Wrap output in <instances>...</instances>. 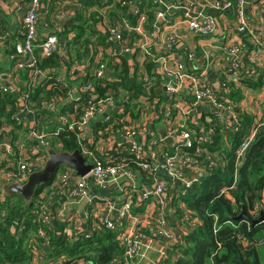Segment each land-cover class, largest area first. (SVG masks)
<instances>
[{
    "label": "built area",
    "instance_id": "1",
    "mask_svg": "<svg viewBox=\"0 0 264 264\" xmlns=\"http://www.w3.org/2000/svg\"><path fill=\"white\" fill-rule=\"evenodd\" d=\"M88 1L90 4L84 11L95 12L102 16L94 26L101 28L106 37L115 39L117 53L132 56L136 55L138 50L141 51L139 56L141 66L138 74L143 95H150L151 91L156 93L158 89L161 90L162 96L156 94L157 96L152 95L153 97L146 100H140L142 97L140 96L138 100L141 107H135L136 115H132L124 110L125 103L130 100L127 91L106 88L100 94L93 83L84 81L86 77L108 78L105 71L106 63L109 61L114 66L119 62L112 46L104 48L105 55L113 54L110 59H102L103 51H100L89 67L77 62L69 63L66 40L61 34L64 32L65 20L74 16L84 0H63L61 6L53 10L43 6L42 0H20L16 3V10L22 13L19 29L22 39L15 41V53L9 56L10 59L18 62L14 64L15 71L3 77L0 83V93L10 94L15 101L11 118L20 127L15 128L13 124L4 122L0 117V198L4 195L3 185H23L32 172L40 170L47 159L46 149L51 147L49 137L34 127L39 123V118L36 116L38 107H34L30 102L29 89L34 86L50 89L52 83L48 82L49 79L63 85L68 83L70 88L66 92V98L55 101L42 99L39 104L42 109L54 113L50 121L55 127L52 131L53 135H58L64 130L76 134L80 142V150L92 164V168L85 176H79L70 166L59 168L51 181L44 185L45 187L41 186L36 194V205L32 212L49 230H53L55 221L63 223L65 227L62 231L69 237L73 235L90 237L94 231L104 228L115 231L122 254L113 257L111 264H139L140 259L151 247L152 241L173 238L167 214L171 213L170 211L176 214V209L171 204L178 194L184 193L186 188L207 176L211 170L226 164L224 155L210 149V145L214 142L213 118L222 124L221 130L235 131L240 126L241 112H237L236 108L238 107L242 112L244 110L240 108L241 100L234 102L230 99L229 83L241 88L240 79L248 76L247 68L242 66L246 48L244 42H236L225 47L226 65L221 71L222 77L219 83L213 86L205 77L192 74L181 59L175 58L167 66L165 57H156L150 52L151 45L155 43L153 40L158 34L160 20L171 27L184 24L186 30L194 36L214 34L222 30V24L216 17L195 12L194 1L152 0L153 4L160 2L166 8L155 9V16L150 23L146 21L149 8L140 9L139 0ZM213 5L219 10L232 9L235 13L237 32L240 34L247 32L244 0H214ZM173 8H181L183 12L178 20L171 22L168 13ZM109 12L119 15L120 25H111ZM130 13L133 15V23L127 17ZM41 14L49 15V21L46 23L48 32L46 31L44 36L39 32L38 21ZM1 24L0 18V29ZM123 31L133 32L137 38L131 42L124 38ZM58 33L62 36L61 40ZM68 36H72V33H68ZM175 38L176 33L171 32L164 37L161 44L163 43L165 49L171 50L170 43ZM4 44L6 39L0 34V47ZM36 48L44 56L58 54L59 65L68 66L69 79L73 82L70 83L69 79L60 74L53 78L51 74L38 68L35 59ZM195 55L194 50H189L187 53L189 59ZM150 59L156 62L162 61L160 67L155 68V74H150L143 68V63ZM49 73L54 72L49 71ZM22 87L25 89H21ZM135 101L131 100L133 103ZM72 102L71 106H67ZM200 105H208L209 109L200 112L198 111ZM138 108L139 111H135ZM209 110H212V114ZM115 113L120 116H114ZM248 114L252 117L249 133L233 150L236 167L242 163L256 133L264 128V111ZM98 116H102L100 124H105V128L99 129L97 135L100 139H104V134L109 133L113 139L110 143L106 140V145L101 144L100 150L129 143L130 146L125 147L132 155L135 167L125 165L124 158L115 162V158L107 156L101 159L93 154L90 149L93 141L91 143L88 141L87 133L90 132L91 123H94ZM157 122L164 126V134L162 137H153L149 148L143 147L139 139L150 133V128ZM115 134L119 136L117 141L114 139ZM166 141H169L168 144ZM84 142L90 145L87 146ZM135 173H146L150 178L151 186L148 191L134 199V194L123 189L125 197L121 202H115L107 197L89 198L85 217L90 223L87 226L82 227L79 223L80 212L68 215L64 211L65 205L77 203L87 197L89 187L92 185L104 190L109 185L118 183L120 178L125 182L133 183ZM188 173L192 175L191 178ZM175 181L182 182L183 187L177 189L173 197L168 199L167 188ZM149 198L152 199L154 209H149L146 205L144 212L134 210V207L138 208ZM259 207L260 204L255 203L253 213H257ZM111 213H114L115 218L109 217ZM189 214V211L184 210L182 221L187 222ZM174 219L177 222L176 216ZM186 222L179 225L181 236L188 231ZM11 231L15 233L14 227ZM37 234L45 236L44 229L37 228ZM30 245L34 254L30 262L16 264H65L64 255L45 261L32 239Z\"/></svg>",
    "mask_w": 264,
    "mask_h": 264
},
{
    "label": "trees",
    "instance_id": "2",
    "mask_svg": "<svg viewBox=\"0 0 264 264\" xmlns=\"http://www.w3.org/2000/svg\"><path fill=\"white\" fill-rule=\"evenodd\" d=\"M56 2L50 0L51 10L55 9ZM89 4V1L81 2L74 16L64 22L62 36L66 40L65 46L70 56L69 63L77 62L89 67L100 51H103L102 59H110L113 54L105 55L104 48L112 46L114 55L118 57L119 62L114 66L109 61L106 63L111 73L108 78L111 79L86 77L84 81L93 83L96 91L100 94L106 88L127 91L131 98L125 103L124 110L136 115L134 108L141 105L140 100L150 99L152 95H157L153 91L150 92V95H143L139 74L136 71H130L126 55L117 53L115 44L105 36L103 30L92 29L93 24H97L102 16L95 12H85L84 10ZM138 7L150 9L147 11V23H150L155 16V9L166 8L160 2L153 4L152 0H139ZM127 17L133 23V15L130 13ZM108 18L112 26L121 24L117 13L109 12ZM48 21L47 17L46 23ZM68 33H72V36H68ZM122 33L124 38L131 42L137 38L133 32L123 31ZM59 35L60 33H58ZM7 51L10 55L15 53L12 45ZM35 59L38 68L51 74L50 76L53 78L57 76V73H49V71L56 70L60 60L58 54L52 53L44 56L36 48ZM143 68L148 73L155 74L156 69L149 61L143 63ZM48 82L52 83L50 89L46 90L41 86L29 89V100L34 104V107H38L36 116L39 118V123L34 127L49 137L51 147L56 150L71 152L80 149V142L74 132L64 130L58 135L52 134L55 127L50 124V121L54 117V113L42 109L39 104L42 99L55 101L66 98L70 84L63 85L53 79H49ZM240 83L243 87L258 88L262 83V75H258L257 78L246 76L240 79ZM229 86L230 99L234 102L241 100L240 88L235 87L232 83H229ZM28 87L26 86V88ZM140 96L142 97L140 98ZM133 99L136 100L135 103L131 102ZM72 104L73 102L67 106ZM14 108L13 97L10 94L0 93V117L4 122L19 128L20 125H17L11 118ZM139 108L135 111H139ZM236 110L241 112V121L235 131L233 129L221 130L222 124L213 118L215 131L212 133V138L214 142L210 145V149L224 155L226 164L211 170L207 176L192 183L185 193H179L174 199L176 205H183L190 213L187 222L182 221L184 217L182 206L177 207L175 214L178 225L186 222L188 231L177 242L169 245L170 253L165 259L172 258L173 260L168 261L167 259L163 264H264V221L254 223L247 217L236 218L243 208L250 217H258L260 212L264 214V206H262L264 204L262 203L264 128L256 133L242 163L236 167L233 150L241 139L248 135L252 124V117L248 113L240 111L238 107ZM115 115L120 116L117 113ZM104 125L91 123L90 131L94 133L99 129L103 130ZM95 135L97 134L94 133ZM88 141L91 143L93 140L90 138ZM84 144L90 145L88 142H84ZM90 149L98 158L105 159L109 156L115 158V162L124 158L125 165L131 168L135 167L132 161L133 157L124 144L110 147L108 150H97L91 145ZM41 186L37 188L32 198V205H29L18 194L6 195L4 193L0 198V264L30 262L34 255L30 245L31 239L36 243L35 247L45 261L64 255L65 264H72L74 261H77V264H111L113 257L122 254V248L118 244L115 231L104 228L94 231L90 237L80 235L69 237L63 233L65 225L61 222L55 221L53 230L42 225L32 212L36 205V194ZM255 203L260 204L257 213L252 211ZM12 227H14L15 233L11 231ZM39 227L44 229L45 236L37 234Z\"/></svg>",
    "mask_w": 264,
    "mask_h": 264
},
{
    "label": "crops",
    "instance_id": "3",
    "mask_svg": "<svg viewBox=\"0 0 264 264\" xmlns=\"http://www.w3.org/2000/svg\"><path fill=\"white\" fill-rule=\"evenodd\" d=\"M19 1L20 0H0V18L2 20L0 34L6 39V44L0 47V83H2L3 77L7 74H12L15 71L16 66L14 64L18 62L9 58L10 53L7 49H9L10 45L14 47L15 41L21 40L22 38L19 34L21 22L20 14L16 10V3ZM54 1L56 2L57 0ZM194 1L196 2L195 12L216 17L222 24V30L214 34L194 36L186 30V26L184 24L178 27H171V25L167 26L162 20H160L158 34L156 39L153 40L155 43L151 45L150 52L155 54L156 57H165L164 61L167 66L170 65L175 58L181 59L186 68L192 74L205 77L208 83L215 86L219 83V80L222 77L221 71L224 70L223 68L226 65L227 54L225 52V47L236 42H244L247 57L244 56L242 66L247 68L246 75L249 77L257 78L258 75H262V83L258 88L242 86L240 88L242 99L239 103L240 108L244 110V112L258 114L260 110L264 108V0H244L246 5L245 9L248 28L247 32L244 34L237 32L235 13L232 9H214V0ZM182 12L183 10L181 8L170 9L168 16L170 17L171 22L178 20ZM47 17V14H41L40 16L41 21L39 24V32L41 33V36H44L46 31L48 32V27L46 25ZM92 29L101 30V28L94 26V24ZM171 32L176 33V38L170 43L171 50H167L163 47V43L161 44V42L164 40V37ZM61 35H59L60 40L62 37ZM110 39L116 45L115 39ZM189 50L195 51V57L191 59L187 57ZM140 52L141 51L138 50L136 55H132L134 57L126 55L131 72L136 71L138 73V69L141 66L139 58ZM149 62L157 68L160 67L162 61L158 60L156 62L155 60L150 59ZM105 71L107 75L111 74L109 68ZM53 72L60 74L62 77L67 79L70 78L68 66L64 67L58 63L56 70ZM69 82L72 83L73 81L69 79ZM156 94H161L162 96L161 90L159 91L157 89ZM199 109L200 110L198 111L200 112H206L209 107L208 105H200ZM211 112L212 110H209V113ZM101 121L102 116H98L94 123H100ZM94 133L97 134V132ZM94 133H92V131L87 133V138L89 140L91 138V140H93V144L97 145L98 141L100 144H105L106 140L109 141V143L113 140L109 133L104 136V139H100L98 135L94 136ZM163 134L164 126L160 122H157L150 128V133L145 134V136L139 140L141 141L140 143H142L143 147L149 148L151 139L157 136L162 137ZM114 139L115 141L119 140V136L115 134ZM168 142L169 141H166L167 144ZM96 149L100 150V148ZM188 175L190 176L189 178H191L192 175L189 173ZM150 186V179H147L144 174L135 173L133 183L125 182L123 178H120L118 183H113L104 190L92 185L89 187V194L87 197L77 203H71L67 206L65 205L63 208L68 215L80 212L79 223L82 227H85L90 223L89 219L85 217L87 216V201L89 198L107 197L115 202H121L125 197L123 192L124 189L127 190L128 193L134 194V199L135 197L137 199L138 197H141L142 193L148 191ZM182 187V182H173L172 185L167 188V198H172L177 192V189H182ZM262 197V203H264V192ZM152 204V199L149 198L146 201H143L138 208L134 207V210L144 212L146 210V205L149 209H154V205ZM170 212L171 213L167 214V221L169 227L173 231V238H163L161 240L152 241L151 247L147 250L145 256L140 259L139 264H156L163 261L168 253L167 249H169L168 247L171 245V241L175 243L181 238L180 227L174 219L176 215L174 212ZM109 217L115 218L114 213H111ZM154 254L155 256L152 257Z\"/></svg>",
    "mask_w": 264,
    "mask_h": 264
},
{
    "label": "water",
    "instance_id": "4",
    "mask_svg": "<svg viewBox=\"0 0 264 264\" xmlns=\"http://www.w3.org/2000/svg\"><path fill=\"white\" fill-rule=\"evenodd\" d=\"M171 84L175 86L174 83ZM46 152L47 159L44 166L40 170L32 172L23 185H3V190L6 195L18 194L23 197L29 205H32V198L34 197L37 188L42 184L49 183L55 172L62 166L66 165L72 167L79 176H85L92 168V164L87 161L80 149H75L69 152L48 147ZM241 217H247L254 223L262 220L264 221L263 213L260 212V215L256 218L250 217L245 213L244 208L241 213L236 216L237 219ZM171 243H173V241H171ZM168 250L169 249H167V251ZM72 264H77V261H74Z\"/></svg>",
    "mask_w": 264,
    "mask_h": 264
},
{
    "label": "rangeland",
    "instance_id": "5",
    "mask_svg": "<svg viewBox=\"0 0 264 264\" xmlns=\"http://www.w3.org/2000/svg\"><path fill=\"white\" fill-rule=\"evenodd\" d=\"M62 1L63 0H59L58 2H56V7H55V9H57L59 6H61V3H62ZM85 1H88V0H84V2ZM168 2H171V1H173V0H167ZM188 2H192V1H194V0H187ZM195 2V1H194ZM196 3V2H195ZM42 4H43V6H45V7H48V8H50L49 6H50V0H42ZM213 8L214 9H217L214 5H213ZM51 9V8H50ZM53 10V9H52ZM217 10H219V9H217ZM18 13H20V15H22V13L21 12H19L18 11ZM43 15V14H42ZM40 16L41 15H39V23H40V21H41V19H40ZM22 39V38H21ZM148 49V48H147ZM129 98H131V97H129ZM263 109V108H262ZM262 111H264V109L263 110H260V112H262ZM125 146H127V147H129L130 145H129V143H126V144H124ZM92 146H93V148L94 149H96V148H100L102 145L100 144V143H97V145L96 144H92ZM144 175L146 176L147 174L146 173H144ZM147 177V179H150L148 176H146ZM45 187V186H44ZM187 189V188H186ZM186 189H185V191H186ZM264 192V191H263ZM185 193V192H184ZM262 195H263V193H262ZM35 200H36V198H35ZM172 205H173V207H174V209H176V211H177V207H179V205H176V203H175V200H174V202H172ZM262 206H264V204H262ZM184 210H186V211H188V209L187 208H185L184 206L182 207ZM169 248V247H168ZM169 253H170V251L168 250V253H167V255L165 256V257H167L168 255H169ZM155 256V254L152 256V257H154ZM168 259V258H167ZM167 259H164L161 263H159V264H163L165 261H167ZM169 260H173L172 258H169L168 259V261ZM264 260V259H263Z\"/></svg>",
    "mask_w": 264,
    "mask_h": 264
}]
</instances>
